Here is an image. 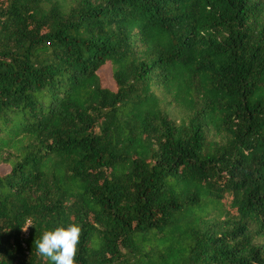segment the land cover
Instances as JSON below:
<instances>
[{
    "label": "trees",
    "instance_id": "16d2710c",
    "mask_svg": "<svg viewBox=\"0 0 264 264\" xmlns=\"http://www.w3.org/2000/svg\"><path fill=\"white\" fill-rule=\"evenodd\" d=\"M68 224L76 264H264V0L0 1V264Z\"/></svg>",
    "mask_w": 264,
    "mask_h": 264
},
{
    "label": "clouds",
    "instance_id": "9594fccd",
    "mask_svg": "<svg viewBox=\"0 0 264 264\" xmlns=\"http://www.w3.org/2000/svg\"><path fill=\"white\" fill-rule=\"evenodd\" d=\"M31 224L26 225V230ZM80 227L76 224L57 226L44 230L39 239H35L36 252L48 261V264H76L77 245Z\"/></svg>",
    "mask_w": 264,
    "mask_h": 264
},
{
    "label": "rangeland",
    "instance_id": "374dc122",
    "mask_svg": "<svg viewBox=\"0 0 264 264\" xmlns=\"http://www.w3.org/2000/svg\"><path fill=\"white\" fill-rule=\"evenodd\" d=\"M0 1L4 2L5 0H0ZM57 1L63 2L64 0H57ZM98 74L101 77L103 85L106 88L114 91L115 90V85H114V82H113L112 77H111V71H110L109 66L102 67L99 70ZM1 170L3 172L5 171V169H1Z\"/></svg>",
    "mask_w": 264,
    "mask_h": 264
}]
</instances>
